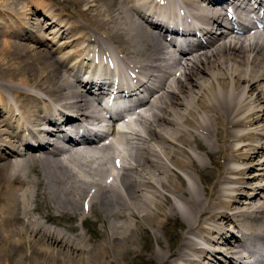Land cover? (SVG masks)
Wrapping results in <instances>:
<instances>
[{
  "label": "bare ground",
  "instance_id": "obj_1",
  "mask_svg": "<svg viewBox=\"0 0 264 264\" xmlns=\"http://www.w3.org/2000/svg\"><path fill=\"white\" fill-rule=\"evenodd\" d=\"M229 1L180 0L210 39L196 46L201 52L169 62L160 31L182 16L172 7L61 0V14L45 0H0V36L13 39L0 37V264H118L126 255L149 264H234L245 244L264 248V38L216 28ZM37 14L44 20H33ZM97 51L105 66L113 53L132 78L139 73L137 91L159 74L162 80L138 107L130 132L112 129L102 140L67 148L58 131L46 138L47 125L69 122L70 137L87 131L65 114L95 113L89 95L109 89L108 72L92 67ZM117 149L119 156L109 153ZM35 198L45 199L43 207ZM77 219L103 242L59 228ZM172 221L187 232L172 233ZM142 232L168 236V243L159 237V248L151 241L138 248Z\"/></svg>",
  "mask_w": 264,
  "mask_h": 264
},
{
  "label": "rangeland",
  "instance_id": "obj_2",
  "mask_svg": "<svg viewBox=\"0 0 264 264\" xmlns=\"http://www.w3.org/2000/svg\"><path fill=\"white\" fill-rule=\"evenodd\" d=\"M30 2H32V0H29ZM47 3H49L50 5H51V7H53V9H56V10H58L61 14H62V12L61 11H63V6L60 4V7H61V9L62 10H59L58 8H59V5H58V2H60L61 0H57V2H54L53 0H45ZM68 7V6H67ZM69 8V7H68ZM64 12V11H63ZM37 17H39V18H37ZM66 17H68V16H66ZM66 17L64 18L65 20H67L66 19ZM39 19V20H38ZM41 19L42 20H44V18L42 17V15L41 14H37L36 16H33V20H35V21H41ZM69 21V20H68ZM74 20H70L69 22H73ZM0 37H2V38H5V39H7V40H13V39H11V38H9V36L8 37H5V35H3V36H0ZM65 38H59L58 40L60 41V43L64 40ZM49 43H50V41H49ZM33 45H34V43H32ZM48 44V43H47ZM57 44V46H59V47H62L61 45L62 44H59L58 45V43H56ZM56 46V45H55ZM54 46V47H55ZM56 46V47H57ZM66 49H69L68 47L66 48ZM61 53V52H60ZM60 53H58L57 55H56V58H54V60H56V59H58L59 58V56H60ZM58 56V57H57ZM54 57V56H53ZM70 64V61L69 62H67L66 63V65L68 66ZM170 82H174V80L172 81V78H170ZM142 127V126H141ZM141 127H138L139 129H141ZM141 130H143V127H142V129ZM109 140H113V137L111 136V138H109ZM116 140V139H115ZM264 142V139H263V141H262V144H264L263 143ZM120 143V142H119ZM121 144V143H120ZM119 147V146H118ZM109 153H111V155L113 156V154H114V152H109ZM264 157V156H263ZM209 159H207V161H208ZM259 160H260V158H257V161H255V162H259ZM208 163H210V160L208 161ZM258 167V166H257ZM258 169V168H257ZM27 170V169H26ZM29 171H30V174H28L29 176L30 175H32V176H30L31 178V180H33V179H35L36 180V175L34 174V173H32L31 172V168H29V170L27 171V173H29ZM256 172H259L258 170H253L251 173H249V174H253V173H256ZM257 182V181H256ZM40 199V200H39ZM43 199V200H42ZM36 200H37V202H36ZM45 199L44 198H35V202L34 203H36L35 205L37 206H42L43 207V205L45 204V201H44ZM41 202V203H40ZM43 204V205H42ZM34 205V206H35ZM92 218V217H91ZM96 218H95V216L92 218V219H90L91 221H93V220H95ZM44 221V222H43ZM42 222H43V224H45L46 223V226L48 227V226H52V229H54V227L56 226L55 224H53V223H50V222H47V220H45V219H42ZM74 226H73V225ZM70 226L71 227H75L76 228V231H71L70 230ZM58 227V226H57ZM65 227L67 228L66 230H64L65 229ZM98 227H100L99 225H98ZM173 227V228H172ZM59 228H61V229H63L64 230V232L65 233H67L69 236H71V237H73V236H76V234H79V232H83V231H86L85 230V228L83 227V222L80 220V219H77L75 222H66V221H64L61 225H59ZM69 229V230H68ZM175 229V230H174ZM168 230H170V231H172V233L173 232H177L178 234H179V232H180V234H182V233H185V232H187V229H186V227H182L181 225H179V221H177V222H175V221H172V222H170L169 223V225H168ZM73 233V234H72ZM84 234H85V237H86V239H87V242H89L90 244H98L99 242H103V240H104V238L103 237H98L97 239L96 238H94V236H92V234H89V233H87V232H83ZM143 234V235H142ZM142 234H139L137 237H139V239H138V244H137V247L138 248H141V249H143L142 247L144 246V243H145V245H149V243H150V241H151V243H152V245H153V247L154 248H159V245L157 244V238H159L160 236H158L157 238L154 236H150L149 238H147L146 237V235L142 232ZM161 233L159 232L157 235H160ZM142 236V237H141ZM146 237V238H145ZM74 238V237H73ZM161 238V241H165V243H168V236L167 237H160ZM143 243V244H142ZM177 245V244H176ZM141 246V247H140ZM144 250V249H143ZM133 256H129V255H126V259L125 260H123V259H121L122 261H121V263H118V264H149V263H147V262H145V261H141L140 262V260L139 259H135V260H133ZM132 259V260H131Z\"/></svg>",
  "mask_w": 264,
  "mask_h": 264
}]
</instances>
